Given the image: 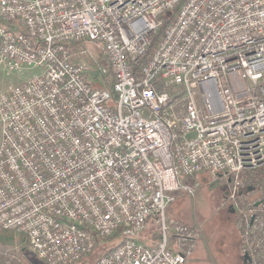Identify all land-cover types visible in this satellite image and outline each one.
Listing matches in <instances>:
<instances>
[{
  "label": "built area",
  "instance_id": "1",
  "mask_svg": "<svg viewBox=\"0 0 264 264\" xmlns=\"http://www.w3.org/2000/svg\"><path fill=\"white\" fill-rule=\"evenodd\" d=\"M87 40L112 90L73 62ZM0 65L39 70L0 93V230L46 264L117 230L96 264H185L198 233L165 209L208 172L228 183L243 264H264V0H0ZM149 220L160 238L141 243Z\"/></svg>",
  "mask_w": 264,
  "mask_h": 264
},
{
  "label": "rangeland",
  "instance_id": "2",
  "mask_svg": "<svg viewBox=\"0 0 264 264\" xmlns=\"http://www.w3.org/2000/svg\"><path fill=\"white\" fill-rule=\"evenodd\" d=\"M71 50L74 54L73 62L84 68L90 81L92 73L99 70L106 72L98 79V87L104 88L111 76L100 43L82 41L71 46ZM79 51L83 53L79 54ZM38 73V69L25 70L22 73L12 72L0 65V93ZM195 97L198 105H201L196 91ZM180 182L189 190L172 193L174 200L166 206L165 219L169 227L172 223L181 222L191 226L198 233L185 264H243L240 232L236 227L234 211L230 213L232 209L228 201L229 186L226 179L201 172L190 177H181ZM156 232V224L150 222L137 240L141 243L148 242L150 236H154ZM168 236L170 240L169 231ZM115 244V241L102 243L92 255L74 264H96L98 257ZM8 255L15 257L22 264H46L38 258L21 234L0 230V258L9 257Z\"/></svg>",
  "mask_w": 264,
  "mask_h": 264
},
{
  "label": "trees",
  "instance_id": "3",
  "mask_svg": "<svg viewBox=\"0 0 264 264\" xmlns=\"http://www.w3.org/2000/svg\"><path fill=\"white\" fill-rule=\"evenodd\" d=\"M112 83H113V80L112 79H110V81L109 82H107L106 84H104L105 85V88H107V89H109V90H112ZM150 222H154L153 220H149L148 221V224L150 223ZM2 231V230H1ZM3 232H7V233H10L9 231H3ZM120 235H121V230H117L112 236H110V237H108V238H105V239H103V244H106V243H110V242H114L115 241V243L116 244H119L120 242H121V237H120ZM160 238V235L156 232L155 234H154V236L152 235V236H150V239L149 240H151L152 242H156L158 239ZM148 240V241H149ZM100 242V240H97V244ZM146 243H149V242H146ZM115 244V245H116ZM112 247H114V246H112ZM112 247H110V248H112ZM98 249V248H97ZM93 254V253H92ZM91 254V255H92ZM97 262V261H96Z\"/></svg>",
  "mask_w": 264,
  "mask_h": 264
},
{
  "label": "water",
  "instance_id": "4",
  "mask_svg": "<svg viewBox=\"0 0 264 264\" xmlns=\"http://www.w3.org/2000/svg\"><path fill=\"white\" fill-rule=\"evenodd\" d=\"M251 189L249 188L248 191H250ZM230 213L232 214L233 213V210H230ZM246 259V257H243L242 258V261L244 262V260Z\"/></svg>",
  "mask_w": 264,
  "mask_h": 264
}]
</instances>
